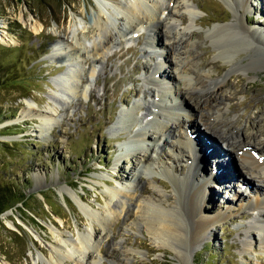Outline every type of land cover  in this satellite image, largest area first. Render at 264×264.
<instances>
[{"label":"rangeland","instance_id":"374dc122","mask_svg":"<svg viewBox=\"0 0 264 264\" xmlns=\"http://www.w3.org/2000/svg\"><path fill=\"white\" fill-rule=\"evenodd\" d=\"M157 1L165 2L162 7L167 5V0ZM178 1L180 7L186 5L180 13L187 21L183 24L179 17L169 18L165 12L161 14V33L154 17L155 21L143 22L137 31L127 29L119 36L117 30H125L126 18H113L109 28L114 39L97 56L92 45L98 41V32L90 24L89 14L98 0H0V29L8 38L0 40V189L14 194L0 211V259L8 264H49L54 231L61 230L73 242L82 233H92L93 254L85 251L83 264H264V224L256 218L264 209L249 207L260 179L243 168L239 155L232 154L223 139L217 137L219 159H214V153L207 157L213 149L208 146L213 130L230 135L238 131L237 139L253 149L264 142V52L256 63L263 65L261 71L233 72L214 90L221 97L219 105L201 107L210 117L197 115L194 98L200 93L191 90L188 101L193 109L182 111L179 118L188 123L197 118L198 125L186 130L190 141L185 149L192 153L171 156L179 178L143 166L136 156L141 146L132 144L139 143L140 129L151 133V121L170 122L167 116L153 112H162L158 107L162 95H174L170 91L173 79L167 77L173 76V61L180 59L170 45L176 40L174 33L195 29L201 35L199 57L207 50L205 62L212 66L215 61L216 72L223 75L228 69L221 59H214L216 46L206 32L216 25L237 24L239 0ZM248 1L251 7L243 21L248 27H260L264 36V0ZM35 20L42 25L41 31L32 29ZM74 29H79L86 50L71 58L67 53ZM157 38L164 45L153 41ZM65 58L68 60L62 63ZM73 72L77 77L67 83ZM69 84L79 86L71 91ZM32 106L51 112L48 127L28 112ZM130 108L134 123L120 125L123 112ZM216 108L219 115H215ZM172 136L165 133L162 139L171 141ZM161 140L149 142L148 154L153 158L160 152ZM195 159L197 173L187 176ZM219 160L227 164L220 166ZM179 182L184 195L197 189L196 213L200 208L211 217L231 210L229 215L220 214L197 242L190 243L191 222L187 221L180 254L159 245L133 212L140 197L160 193L169 198L167 206H177ZM199 184H204L202 189ZM113 187L125 188L128 194L110 201L106 191ZM143 188L147 191L142 192ZM79 196L81 204L95 211L114 205L119 208L117 215L103 226L83 212ZM182 203L185 214L187 203ZM76 258H66L62 264H76Z\"/></svg>","mask_w":264,"mask_h":264},{"label":"bare ground","instance_id":"6f19581e","mask_svg":"<svg viewBox=\"0 0 264 264\" xmlns=\"http://www.w3.org/2000/svg\"><path fill=\"white\" fill-rule=\"evenodd\" d=\"M166 2L167 5L165 4L166 6L162 7L165 2L161 4L157 0H149V2L148 0H129L127 3L122 0H98L97 7H94L95 11L89 14L90 24L93 25L94 29L98 32V41L93 42L92 45V52L94 55H100L104 47L106 48V46L111 44L112 40L114 39V34L110 32L109 25L112 24V19L119 17V15L126 18L127 22L125 25V30L123 28H119L117 30V34L119 36L123 35L127 29L132 30V32L135 30L137 31V28H139V25L143 22L151 19L155 21V19H153L154 17H156V21L158 22L157 29H159V33H161L163 30L160 28V24L162 23L160 21H163L161 14H164L165 12L169 18L179 17L180 22L184 24L185 21H187V17L183 13H180V8H182V6L185 8L186 5L182 4L180 7V2L178 0H167ZM238 5L240 19L238 20V25H216L212 28H209L206 32V37L215 44L214 46H216L214 51V59H221L228 67L227 72L223 75L219 74V72H216L215 68L219 66L215 64V61L212 65L213 67L209 65V63L205 62V56L208 54L207 50H203L204 55L199 57L198 50L200 47L198 43L201 41L199 39L201 38V35H199L195 29H185L183 31L180 29L178 31L179 33H174L176 40L170 45L171 47L173 46L174 50L178 51V54H180V59L178 61H173V78L167 75L171 81L173 79L174 86L171 87L170 91L172 92L173 90L174 95L173 97L162 95L163 101L161 100V103L158 104V107L162 109V112H153V114H157L160 117L167 116L170 119V122L164 121L162 119L151 121V133H148L145 129H140L139 135L141 138L139 143L138 141L132 143L134 145L138 144V148L141 146L140 152H137L138 154L136 156L139 163H142L143 166L147 167L148 169L154 168L155 171L162 172L168 177H171V179H173V177L179 178L176 173V167L171 163V156L175 152L178 154L185 152L186 154L192 153L191 149H185V145L188 143V141H190V139L186 137V130L198 125L197 118L194 119V122L188 123L187 121L181 120V118H179V113L181 115L182 111L196 108L198 110L197 115H200V118L204 119L206 116L210 117L208 116L209 114L206 115V113H204L205 110L201 107L204 105L210 109L212 106L214 107L220 103L221 97L217 96V94H215L216 91L214 90L220 89V86L226 82L228 76L239 70H246L249 72L261 71L263 65L256 63H259L261 58L260 53L264 52V36L261 34V30L259 29L260 27H248L246 22L243 21L245 12L251 7V2L248 0H239ZM193 22H197L196 19H194ZM31 27L36 32L42 30V25L37 20L32 23ZM79 32V29H74L71 44L69 45L70 51L67 53L71 58H76L84 48L86 50L85 40L83 36H79ZM177 34H180V36L178 37ZM6 35L7 34L2 29H0V40L2 42H6L8 39H6ZM196 37H198V39ZM153 41L156 44L164 45V41L161 38L154 39ZM240 42L244 45L243 47H240ZM165 46L167 47V45ZM103 52L101 54H103ZM169 52L172 53L171 48H168L167 52L168 60L171 61L172 59L169 55ZM67 60L65 58V60H62L61 62L65 63ZM158 72H160V70ZM160 76L163 78L165 75L160 74ZM74 77H77V73L75 72L70 74L67 83H71ZM78 86L76 84H69L67 87L69 90L73 91ZM191 90L200 93L195 98L193 97L195 99L194 103L196 106L195 107L193 105V108L188 101V98L192 99ZM166 98L168 99L165 100ZM29 103L34 104L32 101H29ZM217 108V114L215 115H219L220 113V109ZM36 109L37 108L34 109V106H32L28 109V112L39 116L43 124L47 125L48 127V124H50L52 119L51 116L53 115L49 111H37ZM123 117L124 118L120 119L119 121L120 125H122V123L130 124V122L133 124V108L123 112ZM121 127L124 128V126ZM219 130H213L209 135L210 140H208V146L209 148L213 147V149L211 153L207 155V157L212 158V153H214V159H219L217 140L218 138L223 139L224 142L228 144V149H230L232 154L236 152L237 156L239 155L243 168L246 169L253 178L260 179L258 185L259 187H256L258 188L256 189L258 193L249 202V207L252 209L259 207L264 209V142H262V145L260 144L261 147H257L258 149H253L251 148L252 146H248L249 144L247 145V143L240 142L237 139V134L239 133L238 131H234L235 134L232 133L230 135L225 130ZM228 130H230V127ZM165 133H167L168 136L172 134L173 139L171 141L168 139V141H163L162 135ZM153 139H162L161 142H163L160 147V152L155 158L148 154L151 148L149 142ZM196 160L197 159H195L191 164V167L188 168V173L186 174L187 176H193L197 173V166L195 165ZM207 161L211 160L208 159ZM217 164L223 166L227 163L219 160ZM186 178V176L183 177V179ZM162 185L165 186L164 184ZM203 185L204 184H199L197 187L202 189ZM178 186L180 189L176 191L175 195V199L177 200H174V202L177 203V206H167L166 201H169V198L160 193L159 195L155 196L145 198L140 197L134 204L133 212L134 216L141 219V222L144 224V226H146L148 232L155 236L159 245H167L175 249V251L180 254L184 240L187 238V233L182 231L184 228L183 225H186L187 221L191 222V229L189 233L190 243L197 242L200 236H205L204 234H206L207 230H209L211 224L215 223L221 218L220 214L222 216L229 215L231 210H228V213L223 211V213L221 212L211 217L204 215L200 208L196 213L193 209H195V206L198 202L197 189L194 188L196 190L191 191L190 196H187L181 193L183 187L181 186L180 182ZM146 191V189H142V192ZM121 194L127 195V190L125 188L121 190L113 187L108 188L106 191V195L108 196L107 199L110 201ZM79 199L83 198L79 196L77 199L78 204L80 205L79 207H81L83 212L92 219L97 221L99 220L103 226H107L110 223V218L115 214L117 215L119 208L116 206L115 208L114 205L107 204V207L110 208L105 210L102 209V211H95L88 206L81 204ZM183 200L187 203L188 207L185 214L183 213ZM123 205L124 204H122V206ZM256 218L261 222V224H264V210L260 209ZM54 235L55 241L51 246L49 264H62L64 259H71L75 255L77 257L76 264H83V258L85 256L83 254L85 251H88L87 255L93 254L95 240L93 241V235L91 232L82 233L79 236V240L77 242L71 241L66 236L65 231L55 230ZM67 246L70 248L68 249ZM0 264L8 263L0 259Z\"/></svg>","mask_w":264,"mask_h":264},{"label":"trees","instance_id":"16d2710c","mask_svg":"<svg viewBox=\"0 0 264 264\" xmlns=\"http://www.w3.org/2000/svg\"><path fill=\"white\" fill-rule=\"evenodd\" d=\"M9 193V192H8ZM6 192V190L4 189H0V211H2L3 209H5L8 204H10V201L13 200L11 198L14 197V194H8ZM17 197H21V196H17Z\"/></svg>","mask_w":264,"mask_h":264}]
</instances>
